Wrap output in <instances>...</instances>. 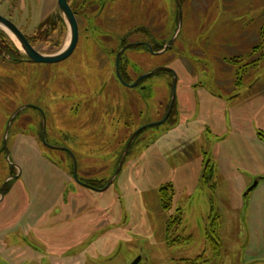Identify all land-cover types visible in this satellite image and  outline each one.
I'll return each mask as SVG.
<instances>
[{
    "label": "rangeland",
    "instance_id": "1",
    "mask_svg": "<svg viewBox=\"0 0 264 264\" xmlns=\"http://www.w3.org/2000/svg\"><path fill=\"white\" fill-rule=\"evenodd\" d=\"M56 1L0 0V14L36 50L56 53L68 39ZM103 1L108 12L94 22L88 2L68 0L78 44L58 63L28 62L2 41L0 181L7 164L17 176L0 194V264H130L138 256V264H264V0ZM177 1L182 23L172 48L155 55L131 46L120 61L127 83L157 67L177 71L173 111L136 136L116 178L97 190L131 134L159 121L171 97L164 71L135 87L119 82L120 35L143 39L135 29L153 25L154 36L167 41ZM103 36L107 45L99 43ZM41 112L46 142L67 148L91 187L70 179L67 153L42 142ZM206 162L209 182L201 179ZM166 185L168 209L159 194ZM176 209L181 225L170 234L189 240L167 245ZM215 216L217 257L205 236Z\"/></svg>",
    "mask_w": 264,
    "mask_h": 264
},
{
    "label": "water",
    "instance_id": "2",
    "mask_svg": "<svg viewBox=\"0 0 264 264\" xmlns=\"http://www.w3.org/2000/svg\"><path fill=\"white\" fill-rule=\"evenodd\" d=\"M56 6H57V9L60 11V13H61V15H62L64 21L66 22L67 27H68V39H67L65 46L62 47V49H60L56 53H51V54L42 53V52H39L38 50H36L31 45V43L28 41V39L23 34V32L15 25V23H13L10 19H8V18H6L0 14V31H2L4 34H6L10 38V40L22 51V53L26 56V61L31 62V63H46V64L58 63L60 61L67 59L74 52V50L77 46V43H78V23H77V20H76L75 15H74V13H73V11H72L67 0H57ZM181 23H182V9H181V6L178 4V1H177V24H176V29H175L173 35L164 45H162L160 47V50L158 52H153L151 49H150V52L152 54L157 55V54L163 53L167 50H170L172 48V45H173L178 33H179ZM132 45L133 44H127V45L123 46L118 51V53L116 55L115 72H116V76H117L119 82L121 84L127 86V87H135L139 83V81H141L142 79H144V78H146V77H148V76H150V75H152L158 71L168 72V73L172 74L171 97H170V101H169V104L167 106V109H166L163 117L159 121L143 125V126L137 128L131 134V136L129 137V139H128V141H127V143H126V145L122 151V154L120 156V159L118 161V164H117L115 171L110 176V178L106 181L105 185L102 188L97 189V190H101V191L105 190L113 182V180L116 178V176L118 175V173L122 167V164L125 160V157L128 153V150H129L133 140L136 138V136L146 127L158 126V125L164 123L167 120V118L169 117V115L172 111V108L174 106V101H175V96H176L177 75H176V72L172 68H170V67H157L148 73H144V74L139 75L135 79V81L132 83H127L122 78L120 71H119V60H120V57L123 54V52ZM147 46L150 47L149 45H147ZM19 111H20V109L16 110L8 120V123L6 125L5 137H4V146L6 145L5 139L7 137V131L9 129V126H10L12 120L14 119L15 115ZM42 115H43V113H42ZM44 121L45 120L43 117L42 142L47 147H49L50 149L67 151L71 157V160H72L73 176H74L75 181H77L82 186L91 187L85 183L79 182V180L77 179L76 160H75V157L73 156V154L67 148L61 147V146L50 145V144L46 143L45 139L43 138V135L45 133ZM6 182L7 181H5L4 184ZM255 185H256V181L254 182L252 187H254ZM0 194H1V192H0ZM140 259H141V257L138 256L130 264H138Z\"/></svg>",
    "mask_w": 264,
    "mask_h": 264
},
{
    "label": "trees",
    "instance_id": "3",
    "mask_svg": "<svg viewBox=\"0 0 264 264\" xmlns=\"http://www.w3.org/2000/svg\"><path fill=\"white\" fill-rule=\"evenodd\" d=\"M57 11L60 14V11L57 9ZM46 19L41 21L39 27L41 25H45L46 24ZM63 23V20H61ZM38 26V25H37ZM38 27V28H39ZM37 28V29H38ZM24 34V33H23ZM25 35V34H24ZM26 36V35H25ZM28 41L31 43V45L33 46V40H31L30 37H27ZM0 52L2 51V49L10 47L15 53H17V48L14 45V43L10 40V38L4 34L2 31H0ZM2 41L7 43V46H5ZM261 47V44L253 47V50L255 49H259ZM254 52V51H252ZM5 58L4 54L3 56H0V59ZM24 57L26 58V56L24 55ZM8 59V58H7ZM4 60V59H2ZM262 138L264 139V135L262 136ZM213 177V168L211 165H209L207 162L204 164L203 169H202V174H201V179L203 182H209L211 180V178ZM171 187L170 185H166V186H162L159 189V194H160V200L162 203L163 208L168 209L169 208V202L171 201V197H172V191L169 190ZM176 225H181V213L179 211V209H176V215L173 216L172 218H170V220L168 221L167 225H166V243L167 245H174V244H180L184 241L189 240V237H173L171 236V232L175 230V226ZM177 228V227H176ZM220 228V220L218 216H215L214 218H212V221L210 222L208 228L205 231V236L207 239V245L208 248L210 250V255L211 256H215L217 257L220 253V248H221V239L217 238L215 236V232L217 229ZM210 230V231H209Z\"/></svg>",
    "mask_w": 264,
    "mask_h": 264
},
{
    "label": "flooded vegetation",
    "instance_id": "4",
    "mask_svg": "<svg viewBox=\"0 0 264 264\" xmlns=\"http://www.w3.org/2000/svg\"><path fill=\"white\" fill-rule=\"evenodd\" d=\"M68 1V0H67ZM83 1V3H87L88 2V5H89V8H94L93 9V12H91L90 13V15H91V17L93 18V21L94 22H96V20H98L99 18H103L104 17V15H105V13L107 14V12H108V10L106 9V2L105 1H103V0H96V1H91V2H89V1H84V0H82ZM69 3V2H68ZM82 3L80 2L79 3V5H81ZM70 5V4H69ZM71 9H72V7H71ZM92 10V9H91ZM72 11H73V9H72ZM74 13V12H73ZM74 15H75V13H74ZM75 18H76V15H75ZM139 28L140 29H135V30H137V32L138 33H140V35L141 36H143V39H136L135 41H131V42H126V39L128 38V35L131 33V31L129 32H126V33H123L122 35H120L121 36V38H120V42H118L119 43V50L123 47V46H125V45H127V44H133L132 46H138V47H140V48H143V49H145V50H149L150 51V49L153 51V52H158L159 50H160V47L162 46V45H164L169 39H166L167 41H165V42H163V41H159V39L157 38V37H155L154 35H155V31L154 30H156V28H154V26L152 25V27L150 26H139ZM78 37H79V35H78ZM105 37L106 36H103V37H101V40H102V42H99V43H102V45H107L108 43H107V41H106V39H105ZM98 42H92L91 44L95 47V48H97V46H98V44H99ZM78 44V43H77ZM147 45H149L150 47H148ZM131 47V46H130ZM156 49V50H155ZM125 52V51H124ZM124 52H123V54H124ZM123 54L121 55V57H120V60H119V71H120V74H121V76H122V78H124V73L122 72V69H121V65H120V61H121V59H122V57H123ZM161 54V53H160ZM115 69V68H114ZM175 71V70H174ZM176 72V75H177V78H178V72L177 71H175ZM166 73H168V72H166ZM171 77H172V74L171 73H168ZM115 76H116V72H115ZM117 77V76H116ZM118 79V78H117ZM174 107V106H173ZM172 111H173V108H172ZM172 111H171V113H172ZM171 113H170V115H171ZM41 115H42V113H41ZM170 115H169V117H170ZM43 117H44V115H42V121H43ZM168 117V118H169ZM167 118V119H168ZM43 126V125H42ZM42 134H43V128H42V132H41V140H42ZM43 138L45 139V141H46V136H45V133H44V135H43ZM129 139V138H128ZM128 141V140H127ZM127 141H126V143H127ZM47 143V142H46ZM62 147V146H61ZM61 151H63V152H65V153H67V155L70 157V155H69V153L67 152V151H64V150H61ZM70 160H71V157H70ZM71 162H72V160H71ZM7 166H8V169H7V178H6V183L4 184V182L5 181H3V179L0 181V192L2 193L3 192V190H4V188L6 187V184L11 180V179H15V177L17 176L16 175V172L15 171H12L11 169H10V167H9V165L7 164ZM76 174H77V170H76ZM16 175V176H15ZM69 177H70V179L72 180V181H75V179H74V176H73V164H72V168H71V173H70V175H69ZM2 178V177H1ZM77 179L79 180V182H82V183H85V184H87V185H89L88 183L89 182H87V180H82L81 179V177H79V176H77ZM76 183H78L77 181H75ZM79 184V183H78ZM81 185V184H80ZM90 186V185H89Z\"/></svg>",
    "mask_w": 264,
    "mask_h": 264
},
{
    "label": "crops",
    "instance_id": "5",
    "mask_svg": "<svg viewBox=\"0 0 264 264\" xmlns=\"http://www.w3.org/2000/svg\"><path fill=\"white\" fill-rule=\"evenodd\" d=\"M25 6H26V5H25ZM25 6H24V7H25ZM22 8H23V7H22ZM22 8H21V9H18V10H19V12H20V11H22Z\"/></svg>",
    "mask_w": 264,
    "mask_h": 264
}]
</instances>
